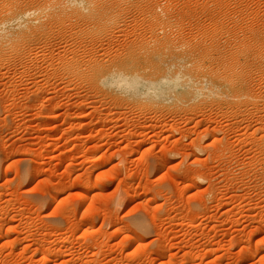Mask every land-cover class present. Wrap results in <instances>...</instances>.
Masks as SVG:
<instances>
[{
    "label": "rangeland",
    "instance_id": "rangeland-1",
    "mask_svg": "<svg viewBox=\"0 0 264 264\" xmlns=\"http://www.w3.org/2000/svg\"><path fill=\"white\" fill-rule=\"evenodd\" d=\"M58 1L0 0V264H264V0Z\"/></svg>",
    "mask_w": 264,
    "mask_h": 264
},
{
    "label": "bare ground",
    "instance_id": "bare-ground-1",
    "mask_svg": "<svg viewBox=\"0 0 264 264\" xmlns=\"http://www.w3.org/2000/svg\"><path fill=\"white\" fill-rule=\"evenodd\" d=\"M94 3V2H93ZM57 4H59L62 7V13H67L68 7L75 9V11L80 12L84 6H83V0H60L57 2ZM73 4V7H71ZM89 4V3H88ZM87 7V6H86ZM91 7V6H90ZM85 10V9H84ZM97 8L95 7H91V12L89 13H96ZM107 10V9H106ZM99 11V10H98ZM100 12V11H99ZM102 12V11H101ZM231 68V67H230ZM233 71V70H232ZM228 72V71H226ZM232 73V72H231ZM236 73V72H235ZM231 76V75H230ZM85 189V188H84ZM89 192L87 190H83L81 191V193L79 194L80 199L82 201L86 202L87 197Z\"/></svg>",
    "mask_w": 264,
    "mask_h": 264
}]
</instances>
